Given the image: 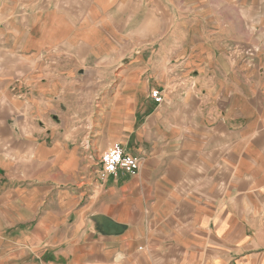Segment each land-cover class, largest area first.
<instances>
[{
    "label": "crops",
    "instance_id": "1",
    "mask_svg": "<svg viewBox=\"0 0 264 264\" xmlns=\"http://www.w3.org/2000/svg\"><path fill=\"white\" fill-rule=\"evenodd\" d=\"M125 1L140 62L92 0H0V264H264V47H234L264 0ZM114 143L139 167L99 180Z\"/></svg>",
    "mask_w": 264,
    "mask_h": 264
},
{
    "label": "rangeland",
    "instance_id": "2",
    "mask_svg": "<svg viewBox=\"0 0 264 264\" xmlns=\"http://www.w3.org/2000/svg\"><path fill=\"white\" fill-rule=\"evenodd\" d=\"M125 3H126L125 0H117V5L112 6L109 0H92V2L88 4L86 8L81 10L80 16L78 18H84L88 22L91 23L93 22L94 26L96 27L99 26L104 31L110 32L108 31L109 27L107 25L108 22L113 17L114 21L117 24V37L121 39L119 45L120 53H118L116 58L117 62H121V63L140 62V60L143 59L140 58V53L138 52L141 49L148 47V45L152 42L150 40H147V38L150 39L149 37H143L144 35L141 34V33L145 34L146 32L145 24L141 23V21L144 20L145 18L144 16L146 13L145 12L146 9L145 7L140 6L139 4L133 5L132 8L130 6H124ZM223 3L217 0H212V6L208 7L207 9L206 8L198 9L197 11H202V12L206 11L205 14L211 18L236 15L237 12H235V9H233L232 6H226L223 5ZM181 10L183 9L180 8L179 10L176 8H172V14H177ZM240 15L243 16L242 13ZM248 15L249 14L246 12L245 17H247ZM259 18H261L260 21L259 22L256 21L254 27L251 26L250 24H247L245 20L244 33L246 38L244 42L241 41L234 45L235 48L241 51V53L244 55V60L247 62H252L253 58L256 57L258 50L264 47V17L260 16ZM129 22L130 24H127ZM128 29H132V33H133L132 39H129L128 35H127L128 39H124L120 35L123 34V32L124 34L128 32L129 31ZM229 29L232 32H235L236 26L232 25L229 27ZM93 33L97 34V32H93ZM142 57H145L147 59V58H153L154 55L149 54V57L148 56L146 57L145 55L142 54ZM105 75L108 76L109 73H105ZM153 89H157V88H153ZM157 90L161 92L160 89ZM112 145H110L109 147H111ZM107 149H105L104 151H106Z\"/></svg>",
    "mask_w": 264,
    "mask_h": 264
},
{
    "label": "built area",
    "instance_id": "3",
    "mask_svg": "<svg viewBox=\"0 0 264 264\" xmlns=\"http://www.w3.org/2000/svg\"><path fill=\"white\" fill-rule=\"evenodd\" d=\"M150 96L156 103H160L163 100L161 92L157 89L151 90ZM86 145L84 146L86 147ZM138 167V158L125 153L121 145L115 143L99 155L95 162L94 174L97 179L103 181L108 175H116L119 169L126 173H134Z\"/></svg>",
    "mask_w": 264,
    "mask_h": 264
},
{
    "label": "water",
    "instance_id": "4",
    "mask_svg": "<svg viewBox=\"0 0 264 264\" xmlns=\"http://www.w3.org/2000/svg\"><path fill=\"white\" fill-rule=\"evenodd\" d=\"M110 232H112V231H107V233H110Z\"/></svg>",
    "mask_w": 264,
    "mask_h": 264
}]
</instances>
